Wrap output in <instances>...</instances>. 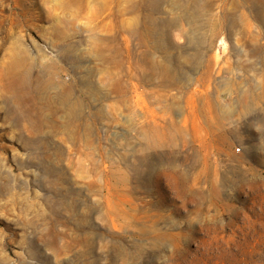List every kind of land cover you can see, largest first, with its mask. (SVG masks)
<instances>
[{
    "label": "rangeland",
    "instance_id": "1",
    "mask_svg": "<svg viewBox=\"0 0 264 264\" xmlns=\"http://www.w3.org/2000/svg\"><path fill=\"white\" fill-rule=\"evenodd\" d=\"M0 73V264H264V0H0Z\"/></svg>",
    "mask_w": 264,
    "mask_h": 264
},
{
    "label": "bare ground",
    "instance_id": "2",
    "mask_svg": "<svg viewBox=\"0 0 264 264\" xmlns=\"http://www.w3.org/2000/svg\"><path fill=\"white\" fill-rule=\"evenodd\" d=\"M20 61L17 59H14L12 61V63H10V65L7 67L6 71L8 74L14 75V77L16 78V82L14 83V88L19 89L21 86H19V82H18V78H20V75L18 74V68L20 67ZM1 74V73H0ZM47 101V100H46Z\"/></svg>",
    "mask_w": 264,
    "mask_h": 264
}]
</instances>
